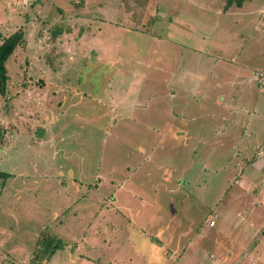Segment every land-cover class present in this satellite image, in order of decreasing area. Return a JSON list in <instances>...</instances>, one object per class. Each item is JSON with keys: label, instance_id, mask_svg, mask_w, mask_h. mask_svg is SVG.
<instances>
[{"label": "rangeland", "instance_id": "1", "mask_svg": "<svg viewBox=\"0 0 264 264\" xmlns=\"http://www.w3.org/2000/svg\"><path fill=\"white\" fill-rule=\"evenodd\" d=\"M243 6L0 0V43L24 35L0 95V173L9 175L0 177V264H31L42 234L61 244L48 264H264V209H237L264 194L236 185L257 152L230 157L198 110L227 101L224 82L264 75V17L255 13L264 0ZM208 73L220 86L204 98ZM261 86L233 92L236 101L264 94ZM185 103L196 105L186 116H203L187 125L188 139ZM223 205L244 231L251 217L254 236L224 230Z\"/></svg>", "mask_w": 264, "mask_h": 264}, {"label": "crops", "instance_id": "2", "mask_svg": "<svg viewBox=\"0 0 264 264\" xmlns=\"http://www.w3.org/2000/svg\"><path fill=\"white\" fill-rule=\"evenodd\" d=\"M243 5L241 7H236L233 8L236 10L238 13H241L243 11ZM231 10V9H230ZM229 11V10H228ZM255 12V11H253ZM259 14L260 16L258 17V20L262 19L264 17V8L260 10L259 12H255ZM254 13V14H255ZM249 15V13H248ZM211 77V81L208 83H203V87L199 93V96H203L206 98V95H211L215 92H217L220 84L217 82V78L212 76V73H208ZM234 76V75H232ZM243 85L240 86L237 81L234 82L235 80L240 79V77H237L235 79L229 80L227 82H224L222 86L227 88L228 93L231 94L230 97H228L226 102H212L210 105V108L207 107H199V111L202 109H205L207 113L205 114V121L207 123L204 125V127H209L208 132L209 136H215L214 138H225V142L227 143H222L221 147H230L231 149L234 150L233 155L230 157H235V158H245L247 156V153H244L243 151H256L255 156H249L248 158H252L250 162H247L246 165H244L245 169H242L241 175H246L240 180H238V183L236 184L239 189L243 190H259V186L257 184H260V186L264 189V184H261L259 177L261 176L264 179V94L257 96L255 99L252 95L247 94V100L246 104L244 105L243 103H239L236 100V95L233 92H238L242 88L246 87L244 91H246L249 87V85L252 82H255L257 80V75L253 76H246L243 75ZM236 77V76H235ZM214 79V81H213ZM264 83V82H263ZM185 88L182 90V94H187L189 91V86L184 85ZM263 87V86H262ZM261 87V88H262ZM261 90V89H260ZM243 91V92H244ZM220 93V92H218ZM197 95L194 93V96ZM200 96V97H201ZM222 103V104H220ZM193 107L195 109L196 105L193 104H184L183 106V112L184 115L180 117V120L184 122L183 124V129L179 130L180 132H183L185 134L186 139H188V134L191 133L190 130L187 128L188 124L193 123L194 125L202 123V115L201 117H190L191 113H189V116H186L185 112H187V109H191ZM134 108H143L141 107L138 102L134 103ZM215 108L218 109V113L215 112ZM170 109V108H169ZM203 112V111H202ZM170 111L168 112V116H171L169 114ZM226 115V118L223 119V117ZM189 117V118H187ZM166 124V123H165ZM178 131V133H180ZM169 132H172V130ZM199 130H197L196 133H198ZM254 139L256 142L251 146L250 141ZM219 140V139H218ZM230 142H233L235 144L228 146ZM237 142H242L241 144L236 145ZM187 143V140H186ZM203 150L206 152H213V149L211 147H207L206 145H202ZM253 175V176H249ZM233 181V179L228 180V184H230ZM250 183V184H249ZM256 185V186H255ZM246 187V188H245ZM245 188V189H244ZM248 192V191H247ZM258 203H254L253 201L250 202H238L239 206L234 202L235 205H237V209L239 211V207L242 206L245 208V210L252 216L255 214L259 215L260 211L264 209V194H262L261 199H254ZM242 203H247L246 206L242 205ZM224 207V208H223ZM228 207V206H227ZM226 205H223L221 208V214H223V218L226 221L225 226L223 225V229L225 230V227L228 226H233L234 230L237 232L236 237H242V235H246L248 238L254 236L250 230L255 229V226L252 224L253 220L250 217V222H248V229L247 231H244V227L241 226L239 223H234L235 221V214L234 210L231 208H227ZM236 208V207H235ZM240 213L237 212V216H239ZM214 219L216 218V215L213 216ZM214 219H209L211 223H215ZM209 222V223H210ZM252 222V223H251ZM233 224V225H232ZM234 225H238L235 229ZM250 228V230H249ZM220 232L215 233V235H219ZM234 236V234H233ZM237 244V243H236ZM235 244V245H236ZM162 246V243L159 244ZM195 249V248H194ZM193 249V250H194ZM182 254L185 253V250H181ZM222 254H225V249L222 248ZM181 256L179 257L180 260ZM221 260H226L225 255L223 258H219ZM179 262H177L178 264Z\"/></svg>", "mask_w": 264, "mask_h": 264}, {"label": "trees", "instance_id": "3", "mask_svg": "<svg viewBox=\"0 0 264 264\" xmlns=\"http://www.w3.org/2000/svg\"><path fill=\"white\" fill-rule=\"evenodd\" d=\"M247 0H225V8L228 9L233 5L241 7ZM24 35L22 31H17L5 38L0 43V95L5 94L9 82L6 63L14 51L23 43ZM8 174L0 173V177H7ZM61 248V244L56 242L53 237L42 234L36 243L31 264H48L54 253Z\"/></svg>", "mask_w": 264, "mask_h": 264}, {"label": "built area", "instance_id": "4", "mask_svg": "<svg viewBox=\"0 0 264 264\" xmlns=\"http://www.w3.org/2000/svg\"><path fill=\"white\" fill-rule=\"evenodd\" d=\"M257 80L259 82V87L261 88L262 87L261 84L264 82V75L258 74L257 75Z\"/></svg>", "mask_w": 264, "mask_h": 264}]
</instances>
